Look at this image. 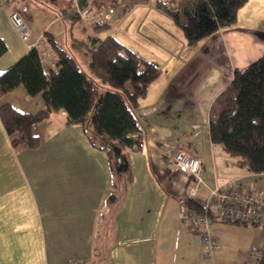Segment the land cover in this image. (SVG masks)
Here are the masks:
<instances>
[{
  "label": "crops",
  "instance_id": "obj_1",
  "mask_svg": "<svg viewBox=\"0 0 264 264\" xmlns=\"http://www.w3.org/2000/svg\"><path fill=\"white\" fill-rule=\"evenodd\" d=\"M37 1H13L28 19L29 41L12 25L9 10L0 8L7 45L0 73L40 34L55 37L50 23L57 17L49 22ZM155 3L119 0L106 30L95 31L89 22L79 28L87 40L112 34L161 67L139 100L140 147L114 143L118 157L112 160L81 123L69 121L65 108L32 125L38 146H15L0 115V264H67L72 258L78 264H255L250 249L264 252L263 224L214 219L211 232L220 246L205 253L199 234L182 220L193 178L168 155L181 146L201 157L205 194L234 182L240 189L259 187L253 182L260 174L239 167L212 141L209 121L235 69L264 55V0H248L234 25L194 45ZM4 103L27 112L46 107L42 93L32 96L23 84L5 93Z\"/></svg>",
  "mask_w": 264,
  "mask_h": 264
},
{
  "label": "trees",
  "instance_id": "obj_2",
  "mask_svg": "<svg viewBox=\"0 0 264 264\" xmlns=\"http://www.w3.org/2000/svg\"><path fill=\"white\" fill-rule=\"evenodd\" d=\"M247 1L156 0L155 4L173 18L188 43L194 45L221 28L234 25L240 8ZM79 3L81 7L106 4L115 9L119 0H79ZM66 15L74 18L73 23L77 20L92 23L95 31L109 27V17L102 24L85 19L77 13L75 3L72 10L64 9L62 16ZM44 33L60 56L56 71L45 74L37 50L31 48L0 73V98L23 84L32 96L42 93L46 103L45 108L36 112L19 110L10 103L0 106V115L13 144L38 146L40 140L33 134L32 125L51 111L65 108L69 121L81 123L91 143L108 149L112 160L118 157L114 143L140 147L139 100L160 75L161 67L108 34L89 40L77 38L74 42L86 47L89 64L85 71L71 52L58 45L51 32ZM6 51L7 45L0 37V55ZM105 84L107 88L97 100L99 87ZM209 124L212 141L235 157L239 167L264 173V55L244 69H235L233 79L212 104ZM188 201L198 206L193 200ZM255 264H264V252Z\"/></svg>",
  "mask_w": 264,
  "mask_h": 264
},
{
  "label": "built area",
  "instance_id": "obj_3",
  "mask_svg": "<svg viewBox=\"0 0 264 264\" xmlns=\"http://www.w3.org/2000/svg\"><path fill=\"white\" fill-rule=\"evenodd\" d=\"M13 1L0 0V8L9 10L12 25L24 41H29L30 27L21 12L13 7ZM74 3L77 13L99 24L105 23L115 11L114 7L106 4L81 7L79 0H74ZM29 46L37 50L45 74L49 75L57 70L60 56L45 33L40 34ZM168 155L176 168L193 178L194 182L189 186L186 199L181 204L182 220L199 234L206 254H211L220 246V242L211 232L214 219L264 225V189L242 190L230 184L210 187L205 194L201 188V184L205 183L201 157L181 146L170 148ZM188 200H193L198 206L192 205ZM250 256L257 259L260 257L257 246L250 249ZM67 264H78V260L72 258Z\"/></svg>",
  "mask_w": 264,
  "mask_h": 264
},
{
  "label": "rangeland",
  "instance_id": "obj_4",
  "mask_svg": "<svg viewBox=\"0 0 264 264\" xmlns=\"http://www.w3.org/2000/svg\"><path fill=\"white\" fill-rule=\"evenodd\" d=\"M37 2L45 10L49 22L53 20L52 16L54 18L57 17L56 21H53L50 24H52L51 31L55 34V39L58 45L71 52L79 62L81 68H83L85 71H88L89 56L86 53V47L83 46V44H74V42H77V38H84L83 31H81L79 28L83 26V24H88V22L77 20L73 23L74 18L71 15H66L65 17L62 16L65 8H67L68 10H72V8L74 7L73 1L38 0ZM106 88V84L99 87L97 100L100 98L103 89ZM233 158L236 159L235 157ZM255 179V182H253L254 186H259L255 188H264V174L255 176Z\"/></svg>",
  "mask_w": 264,
  "mask_h": 264
},
{
  "label": "water",
  "instance_id": "obj_5",
  "mask_svg": "<svg viewBox=\"0 0 264 264\" xmlns=\"http://www.w3.org/2000/svg\"><path fill=\"white\" fill-rule=\"evenodd\" d=\"M114 148H115V147H114ZM119 151H120V150H119V149H117V152H119ZM121 159H122V157L120 156V157H119V160H121Z\"/></svg>",
  "mask_w": 264,
  "mask_h": 264
}]
</instances>
